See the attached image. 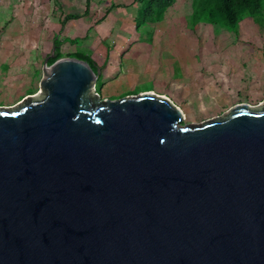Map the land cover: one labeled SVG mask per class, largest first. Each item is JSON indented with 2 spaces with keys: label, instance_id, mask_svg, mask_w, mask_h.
Returning a JSON list of instances; mask_svg holds the SVG:
<instances>
[{
  "label": "water",
  "instance_id": "95a60500",
  "mask_svg": "<svg viewBox=\"0 0 264 264\" xmlns=\"http://www.w3.org/2000/svg\"><path fill=\"white\" fill-rule=\"evenodd\" d=\"M54 53L0 107V264H264V101L185 124Z\"/></svg>",
  "mask_w": 264,
  "mask_h": 264
},
{
  "label": "rangeland",
  "instance_id": "374dc122",
  "mask_svg": "<svg viewBox=\"0 0 264 264\" xmlns=\"http://www.w3.org/2000/svg\"><path fill=\"white\" fill-rule=\"evenodd\" d=\"M0 0V107L42 96L39 81L53 38L99 66L95 91L118 99L152 94L169 99L185 124L200 123L232 106L264 101V6L237 26L193 22L191 0H177L163 20L136 25L138 0ZM61 27V29H60ZM60 29V30H59Z\"/></svg>",
  "mask_w": 264,
  "mask_h": 264
},
{
  "label": "trees",
  "instance_id": "16d2710c",
  "mask_svg": "<svg viewBox=\"0 0 264 264\" xmlns=\"http://www.w3.org/2000/svg\"><path fill=\"white\" fill-rule=\"evenodd\" d=\"M141 6L138 9V22L140 24L152 25L164 19L168 10L174 6L177 0H138ZM193 5V22L196 25L200 20L212 24H222L234 29L244 14L251 16L259 15L264 6V0H191ZM90 0H85V9L81 13L65 14L61 20L62 25L72 19L82 17L88 11ZM61 29V27H60ZM59 29V30H60ZM68 37L63 41L54 37L52 45L55 46V53L50 57L48 64L62 57L61 45L66 43ZM68 57L82 59L96 70L98 64L88 55L72 50Z\"/></svg>",
  "mask_w": 264,
  "mask_h": 264
}]
</instances>
